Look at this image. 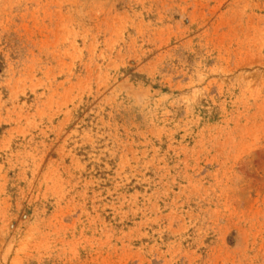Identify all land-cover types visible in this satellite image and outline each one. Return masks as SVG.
<instances>
[{"label":"rangeland","instance_id":"obj_1","mask_svg":"<svg viewBox=\"0 0 264 264\" xmlns=\"http://www.w3.org/2000/svg\"><path fill=\"white\" fill-rule=\"evenodd\" d=\"M0 264H264V0H0Z\"/></svg>","mask_w":264,"mask_h":264}]
</instances>
